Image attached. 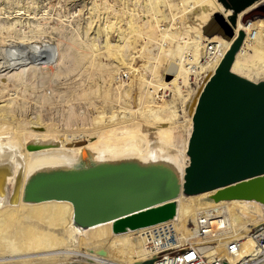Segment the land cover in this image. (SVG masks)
<instances>
[{"label":"bare ground","instance_id":"bare-ground-1","mask_svg":"<svg viewBox=\"0 0 264 264\" xmlns=\"http://www.w3.org/2000/svg\"><path fill=\"white\" fill-rule=\"evenodd\" d=\"M168 1L166 4L168 3L169 9L177 6V14H182L180 26L183 27L187 40L182 41L183 46L180 48L174 46L176 50L167 46L170 49L168 51L170 57L165 64V72L170 65L171 68L173 65L177 67V73L171 80H168L167 72L161 74L158 62L160 57L154 56V62L151 59L148 63L140 65L139 70H135L132 64L137 58L124 55L125 49L129 47H140L148 51L146 47L150 44L164 40L166 42L169 38L172 41L175 39L177 29L169 20L167 12L165 15L162 10L160 11L162 0H148V10H143L146 12L143 16L142 13H137V10H131L133 12L130 14L124 13L128 16L126 22H123V29L119 25V28L115 29L112 25L98 27L95 33L96 36L107 37L110 46L106 52L117 55V62L119 65H125L124 69L129 76V82L125 79L124 85L122 83L123 86L119 87L121 95L119 108L122 111L118 115L113 113L112 117H108L110 119L108 122L112 123L106 121L109 127L106 126L105 129L101 127L89 134L78 136L63 134L56 130V127L41 124L39 119L40 122H31L29 128L22 129V125L10 126L9 122L14 119L11 117L9 106H0V127L4 124L11 127L0 129V264H141L151 256L143 237L145 231L172 224L176 230L188 232L189 219L194 220L204 206L196 211L197 208L188 206L185 200L189 198L196 202L202 198H212L215 194L213 191L198 195L201 196L198 198L185 196L182 187L185 171L190 165L188 140L186 139L184 145V137L182 143L180 140L184 147L180 146L183 151L179 157L164 150L163 142L160 141L165 140L164 136L171 132L170 125L175 123L174 128L178 127L179 103L183 107L181 116L185 119L182 124L191 126L189 136L192 135L193 116L199 100L225 56L241 36H244V39L234 57L231 72L254 83H264V15L256 12L264 5V0L256 2L237 15L235 36L231 41L218 35L208 37L204 34L205 26L216 14L223 15L229 23L234 18V12L219 0ZM165 22H168L169 28L162 33V24ZM111 30L120 32L123 37L121 44L118 45V42L117 45H111L109 39ZM176 45L179 46L177 42ZM45 47L46 51L47 49L52 51L50 47ZM34 51L38 55L35 56L37 60L44 55L42 48H35ZM50 58L51 56L46 59L48 65L53 64ZM98 67L104 71L105 65L99 64ZM203 74L205 78L198 89L193 91L190 87L191 76L198 79ZM187 89H190L188 93ZM168 93L174 95L173 103L167 101ZM99 117L98 119H102ZM105 133L107 136L103 135ZM176 143L178 148L177 139ZM85 152L90 154L96 164L92 170L81 163V157ZM137 170L155 176L153 181L158 187L176 185L177 192L174 197L153 207L162 213L169 211L170 216L167 219L144 227H135L133 219H130L132 215L96 220L86 212L77 211L74 206L72 196L80 195L82 192L74 193L71 188L65 186L68 181ZM58 184L63 186H56ZM62 192L67 196L58 198L57 195ZM217 203L232 209L241 207L246 211L250 206H254V214L248 216L253 219L250 226L264 221V217L258 219L264 213V205L260 202L230 200ZM212 204L213 201L207 206ZM169 205L173 207L166 210L165 207ZM247 230L249 231L248 227ZM247 230L244 238L246 245L249 246L251 241L247 238ZM82 246L86 248V252L81 250ZM73 258L77 261L68 262Z\"/></svg>","mask_w":264,"mask_h":264},{"label":"rangeland","instance_id":"rangeland-1","mask_svg":"<svg viewBox=\"0 0 264 264\" xmlns=\"http://www.w3.org/2000/svg\"><path fill=\"white\" fill-rule=\"evenodd\" d=\"M166 1L169 2L168 0H164V2L162 0L160 3V11L162 10L164 14L167 12L168 15H165L170 16L169 20L173 22L174 28L177 29L176 35H174V37L176 36L173 40L174 42L169 38L166 42L164 40L157 44H150L146 47L148 51H144L140 47H129V49H125L124 55L137 58V61L132 64L135 70H139L140 65L148 63L151 59L154 62V56L156 58L160 57V60L158 59L159 61H157L160 62L161 74L167 72L169 75L168 80H171L175 76L169 72L171 65L167 67L165 72V64L170 57L168 51L171 48L182 47V41L185 42L187 40L184 34L185 31L180 26L183 18L182 14H177V6H174L175 10L171 8L170 10ZM219 2L222 3L220 0ZM147 3L148 0H0V106H9L11 117L14 119V123H12L13 121L9 117L12 121L9 122V124L11 123L10 126L12 124L13 126L22 125L23 129L24 127L27 128L31 122L41 121V124H47V126L53 128L56 127L55 129L63 134L78 136L89 134L101 127L104 129L106 126L109 127L107 122L108 120L110 121L109 118L112 117V114L118 115L122 111L119 108L121 107L119 87L124 85L125 79L129 82V76H127V70L124 69L125 65H119L117 62V55H110L106 52L110 46V41L107 40V37L105 35L99 37L95 33L98 27L113 25L115 29L116 27L117 29L119 27L123 29L122 27L128 16H125L124 13L130 14V12H133L131 10H137L136 12L142 13L143 16L146 13H144L145 9L148 10ZM256 12L264 15V5L258 8ZM234 17L237 19L238 16L234 15ZM158 18L160 19L161 17L158 16ZM119 19L122 21H119ZM168 28V22L162 24V33ZM118 32L111 30L109 34L111 45H117L118 42V45L121 44L120 41L123 40V37ZM243 39L244 36H242V41ZM176 42L179 46L176 45ZM45 46L50 47L52 51H48V49L46 51ZM149 46L150 48H148ZM35 48L44 50V55L38 60L35 57L38 56L34 51ZM49 56H51L52 60L51 58L50 60L53 64L48 65L46 59H49ZM99 64L105 65L104 71L98 67ZM10 76H12L11 79ZM204 78L205 74L200 75L198 79L195 76H191V89L193 91L197 90ZM110 80L114 81L111 83ZM99 89L101 90L100 92ZM189 91L190 89H187V93ZM174 100V95L168 93L167 101L173 103ZM178 107L180 116L178 119L179 125L178 123L176 124L178 127L175 126L174 128L173 125L175 123L169 124L172 127L171 132L164 136L165 140L162 139L160 141L163 142V149L172 152L176 157L180 156L181 151H183L182 147H184L183 145L187 140L190 144L192 136H189L191 126L189 127L185 123L182 124L185 120L181 116L183 115V107L180 103ZM98 116H100L99 118L102 117V119H98ZM103 117L105 118L103 119ZM4 125L0 129L6 126L11 128L8 124ZM179 134H181V137ZM182 137H184V140ZM180 140L181 143L184 141L183 145L180 144ZM91 160L92 158L88 152H85L81 157L83 165L93 168ZM201 196L190 197L198 198ZM185 201L188 206L197 208V211L213 200L207 197L196 200V202H192L189 198ZM235 210L239 212L238 210L241 209L236 207ZM250 210L254 211L255 208ZM248 216L245 215L246 218ZM189 220L188 223L192 221V218ZM81 250L86 252V248L83 246ZM73 259L68 262L77 261L75 260L76 258Z\"/></svg>","mask_w":264,"mask_h":264},{"label":"water","instance_id":"water-1","mask_svg":"<svg viewBox=\"0 0 264 264\" xmlns=\"http://www.w3.org/2000/svg\"><path fill=\"white\" fill-rule=\"evenodd\" d=\"M220 1L238 15L260 0ZM235 24V17L229 23L223 15L216 14L204 33L231 41ZM241 43L242 36L227 53L199 100L193 116L190 165L184 174L182 193L190 197L215 191L212 200L216 203L253 200L264 205V83H254L231 72ZM170 73L176 75L175 65ZM154 178L137 170L68 181L64 185L74 193L82 192L72 196L77 211L100 221L132 215L135 227H144L170 216L169 211L162 213L153 207L170 200L177 192L175 184L158 187ZM60 185L63 186H56ZM63 196H67L65 192L57 195Z\"/></svg>","mask_w":264,"mask_h":264},{"label":"built area","instance_id":"built-area-1","mask_svg":"<svg viewBox=\"0 0 264 264\" xmlns=\"http://www.w3.org/2000/svg\"><path fill=\"white\" fill-rule=\"evenodd\" d=\"M237 208L241 210L213 201L188 223V232L182 233L172 224L148 229L143 237L149 260L154 264H264V221L250 226L253 219L245 215L254 214L250 210L254 206L247 211Z\"/></svg>","mask_w":264,"mask_h":264}]
</instances>
